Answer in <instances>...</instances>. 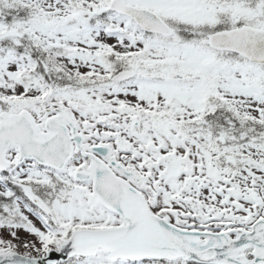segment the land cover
I'll use <instances>...</instances> for the list:
<instances>
[{"label":"snow or ice","instance_id":"6c2138e0","mask_svg":"<svg viewBox=\"0 0 264 264\" xmlns=\"http://www.w3.org/2000/svg\"><path fill=\"white\" fill-rule=\"evenodd\" d=\"M0 264H264V0H0Z\"/></svg>","mask_w":264,"mask_h":264}]
</instances>
